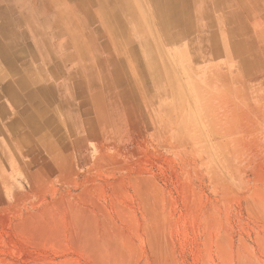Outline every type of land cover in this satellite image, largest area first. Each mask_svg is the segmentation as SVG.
I'll use <instances>...</instances> for the list:
<instances>
[{"label": "rangeland", "instance_id": "rangeland-1", "mask_svg": "<svg viewBox=\"0 0 264 264\" xmlns=\"http://www.w3.org/2000/svg\"><path fill=\"white\" fill-rule=\"evenodd\" d=\"M127 2L0 0V264H264V0Z\"/></svg>", "mask_w": 264, "mask_h": 264}, {"label": "bare ground", "instance_id": "bare-ground-1", "mask_svg": "<svg viewBox=\"0 0 264 264\" xmlns=\"http://www.w3.org/2000/svg\"><path fill=\"white\" fill-rule=\"evenodd\" d=\"M78 1H79V7L80 8L83 7L85 10L84 11L80 9V11L78 12V16H80L79 13L84 14V15L88 13L90 15L89 12L91 8L101 11L100 15L104 18L105 26L108 27V32L110 33V35L114 34V30H115V26L112 23L115 22V24H117L118 26L123 25L124 30L125 31L127 30V34L131 32V34H134V36L135 35L137 36L138 40L140 41L138 44V47H140L143 51L145 50L148 51V46L145 41L143 31L139 28L137 24V18L133 17L130 9L128 8L129 6L127 4L128 3L127 0H78ZM86 6L88 8H85ZM112 8H115L113 9V15L115 16L113 18L110 15H108V10H110L109 12H111ZM30 17H31L30 15L26 16V23L27 21L30 23V20L32 19V18L30 19ZM108 18H112V19L108 20ZM6 19L8 18L5 17V12L4 11L0 12V63L2 62L4 63L0 65L3 66L4 68H7L9 71H11L14 68L13 66L14 58L19 54V51L13 48L14 43L16 41L15 27H14V30H12L13 27L10 26L9 21H7ZM67 22H71V24L74 25L76 22V19L68 18ZM33 23L34 21L31 24L32 26L35 27V34L37 35L38 28ZM27 28L29 29L28 30L29 33L33 35V32H32L33 30L29 26ZM119 65L120 63L117 65L118 70H119V73H117L118 75L122 72L121 67ZM127 69L129 70V68ZM111 71L114 72L113 70ZM126 79L129 80V76ZM12 92L13 91H10V96L11 98L15 100V97L13 96ZM43 92L45 94V91L43 89H38L37 92L35 93L32 92V94L36 96V94L43 93ZM34 95H32V99L35 100ZM33 118H34V115H32L31 117H27L26 119L23 120V122H25L28 125L31 131L37 128L36 127L37 125Z\"/></svg>", "mask_w": 264, "mask_h": 264}, {"label": "crops", "instance_id": "crops-1", "mask_svg": "<svg viewBox=\"0 0 264 264\" xmlns=\"http://www.w3.org/2000/svg\"><path fill=\"white\" fill-rule=\"evenodd\" d=\"M15 35H16V32H15ZM6 85H8V84H6ZM6 85H5V86H6ZM8 87L11 88V84H10ZM41 88H42V87H41ZM11 91H12V90H11ZM12 93H13V92H12ZM10 100H12L11 97H10ZM33 100H34V99H30V101H33ZM2 110H3V109H2V107H1V108H0V113H1ZM22 117H23V116H22ZM29 117H30V116H29ZM24 118H25V117H24ZM22 119H23V118H22ZM29 133H30V134H33L31 130L29 131ZM25 134H26V133H25Z\"/></svg>", "mask_w": 264, "mask_h": 264}]
</instances>
